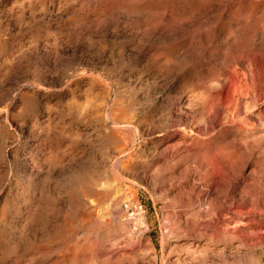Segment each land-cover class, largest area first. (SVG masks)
<instances>
[{
	"label": "rangeland",
	"instance_id": "1",
	"mask_svg": "<svg viewBox=\"0 0 264 264\" xmlns=\"http://www.w3.org/2000/svg\"><path fill=\"white\" fill-rule=\"evenodd\" d=\"M254 29L260 32L252 50L243 52L239 44ZM262 32L264 0H0V155L17 171L10 193L0 189V207L18 210L9 218L13 228L6 230L8 220L0 223V264H70L68 256L57 262L59 249L106 226L111 236V222L118 240L105 242L92 264L111 257V243L113 254L124 257L115 264H149L151 258L170 264L165 240L182 244L190 234L173 230L167 219L184 209L175 201L184 190L167 160L180 141L206 139L193 131L203 126L195 112L209 98L219 128L232 129L225 121L234 107L227 98L241 86L225 79L263 80ZM261 87L243 124L249 140L263 134ZM145 121L153 122V133ZM259 155L247 152L229 170L231 182L218 177V192L230 183L236 195L264 160ZM59 170L81 179L96 173L99 196L89 204L82 185L65 187L59 203L51 200V213L40 208L30 220L23 201L49 195L40 178ZM35 199L29 202L34 208ZM252 200L246 203L251 209L242 206L252 213L235 234L210 244L208 259L182 264H264V207ZM81 219L88 222L83 226ZM67 222L76 231L70 237ZM184 255L170 250L169 258Z\"/></svg>",
	"mask_w": 264,
	"mask_h": 264
},
{
	"label": "bare ground",
	"instance_id": "2",
	"mask_svg": "<svg viewBox=\"0 0 264 264\" xmlns=\"http://www.w3.org/2000/svg\"><path fill=\"white\" fill-rule=\"evenodd\" d=\"M259 32L260 30L257 29L252 30L249 34V39H247L246 42H240L239 46L243 52H251V41L255 39ZM262 34L264 36V32H262ZM262 75V81L257 75L254 77L243 75L242 77L235 76V78L227 77L225 79V84H229L234 81L241 86V91H236L233 93L234 95H229L227 98V106L229 107L233 105L234 107L228 110L229 114L227 115L225 121L227 124H231L230 127L233 130L229 128L224 131L219 128L217 120L220 114L215 113V111L212 110L209 98L206 102L201 103L195 112L201 119V124L203 125L201 128L202 130L197 129L193 131L194 133L207 136L206 139L202 138V141L198 139V142L190 144L180 141L175 146L177 147L180 145V147L175 150V154L169 156L167 162H172L170 169H172L173 173L177 174L176 179L178 181V185L184 190L177 195L175 201L183 204L184 209L180 212H174L171 216L169 215L167 219L174 221V224L172 225L173 230H181L190 235L183 238L182 244H172L168 239L165 240L167 248L164 250L170 249L174 251L177 249L185 255L182 259L175 258L176 261H171L169 258V250V252L166 251L167 255L165 257L167 260L164 257V262H168L170 264L173 262L175 264H182L192 258L194 261H203L208 259L205 254H207L210 244L219 237H227L235 234L239 223L244 220L243 217L252 213L248 209H244L242 207L248 206L251 209V206L246 204L250 198L253 199L250 201V204H254L255 206L262 205L264 207V160L261 163H258V167H256L252 172L253 178L250 181L244 180L240 183V190L237 194L235 192L236 195H233L234 190L229 189L230 183L227 185L228 188L223 189L221 193L218 192L217 185L218 177L231 182L228 177L229 170L238 165L239 161L247 152H253L257 149L259 150V157H264V114L261 113L263 117V134L261 136L256 138L254 137L249 140L248 138L250 135L248 136L247 134L242 133V130L244 129L243 124H246L245 121L250 117V115L246 114L255 108L259 103L260 98L258 90L260 91L262 88L261 85H264V72ZM191 117L195 118L196 115L191 113ZM145 127L149 134L153 133L152 129L155 130L153 122L145 121ZM210 129H213L214 132V135L212 136L209 132ZM227 135L229 140H226L225 138ZM193 146L201 147L203 150L201 149V151L195 153L193 152ZM211 148H213L211 151L212 154L207 156V153H210ZM225 149L230 150L225 153ZM7 163L8 157L5 153H2V155H0V189L2 187H8L7 193H10L9 190L13 187V176H16L17 171L12 167H7ZM120 169L123 170L124 167L122 166ZM223 169L226 170L224 175ZM115 173L119 176L118 170H115ZM95 174L96 173H91L90 175L85 174L81 179L82 176L80 174L65 176L63 171L59 170L58 172H54L52 175L46 173L45 176L43 175L41 178L39 177L40 181L43 182L42 186L44 190H47V192L49 191V195L45 193L46 195H44V197L39 196L35 199V195L31 194L30 196L28 195L27 199V195L25 196L23 193L27 200H24L23 202L25 203V211L28 213V218L31 220L34 213L39 217L38 212L40 211V208L45 214L51 213V200L55 199L57 200L56 202L59 203L58 199L61 198V195L65 192V187L67 190L68 187L70 188L74 184H80L83 186L81 187L82 191L84 190L83 194L86 199V203H92L94 200L93 197L99 196L98 193L93 192L98 186ZM27 182L29 184L32 183L30 177L27 178ZM32 191L34 192L33 189H31V192ZM34 199L36 203L35 208L29 204V202L31 203L32 201L34 204ZM17 201L19 200L17 199ZM206 204L207 206L205 207ZM5 208L6 205L3 203L2 207H0V223L3 225L9 221V218L13 219L18 213V210L15 208H13V211L11 212L5 211ZM91 211L94 212V210ZM140 211L141 209H139V212ZM181 219H183L182 222L179 221ZM82 220L83 219L80 221L84 226L88 221L86 219ZM66 224L69 227L68 236H73L76 231L72 228V223L67 222ZM9 227L13 228L12 220L9 221L6 230H8ZM17 227H20V225L17 224ZM106 228L107 226L98 231H92L86 236L84 241L77 239V242L74 245L75 247L73 246V250L70 241L68 243L69 245L64 247L63 253H61V249H59L60 252L57 257V262H59L62 256H68L71 260L70 264H80V258L88 254L90 257L84 263H97L99 256L102 255V253L104 254L103 249L106 246L105 242H110V240L116 242L118 240L115 232L119 228L117 227L115 229L111 222V236L107 233L108 231ZM99 241H102V243L98 245L97 242ZM114 246L115 243H111V257L102 261L101 264H106V262L108 264H115L123 261L124 257H122V255L116 256L113 254L117 248H114ZM94 254H96V256ZM76 260L77 262L75 263ZM150 261L151 263L149 262V264H154L155 262L152 258Z\"/></svg>",
	"mask_w": 264,
	"mask_h": 264
}]
</instances>
